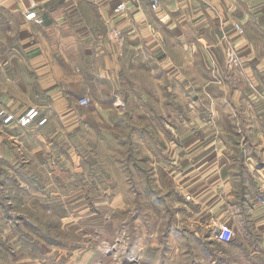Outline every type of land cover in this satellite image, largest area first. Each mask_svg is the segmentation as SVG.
I'll return each instance as SVG.
<instances>
[{
    "label": "crops",
    "instance_id": "1",
    "mask_svg": "<svg viewBox=\"0 0 264 264\" xmlns=\"http://www.w3.org/2000/svg\"><path fill=\"white\" fill-rule=\"evenodd\" d=\"M122 2L125 10L116 11ZM114 32L121 35L122 47ZM223 34L235 45L245 74L251 66L264 68V0H159L155 8L150 0H0V112L21 115L36 108L46 123L21 130H54L45 137L53 144L59 137L55 129L74 130L81 124L75 109L83 108L78 100L88 97L92 111H108L112 115L107 119L120 118L117 123L123 120L119 127L101 116L97 122L83 121L88 136L99 135L93 128L107 124L127 143L147 145L144 160L151 184L176 197L163 201L172 211L164 231H142L138 223V231L115 237L121 258L116 263L107 253L86 247L73 252L67 264H221V253L214 249L219 244L213 237L216 224L227 223L235 232L240 221L263 224L264 236V206L251 188L264 175L256 168L258 177L251 179L245 169L234 168L237 158L231 151L241 135L258 144L264 160V104L250 101L249 93V104H240L245 88L208 86L214 73H230L233 84L239 82L237 71L224 70ZM196 96L186 110L182 101ZM2 117L0 189L14 185L32 191L37 177L48 179L58 169L44 167L39 147L35 158L28 159L23 152L32 141L9 135L12 128L3 126ZM14 150L21 156L17 165ZM15 218L29 221L23 215ZM3 229L4 241L22 238L10 227ZM29 235L42 239L39 231ZM36 247L43 253L48 248ZM37 254L0 249L10 264H43ZM27 255L33 259L21 260Z\"/></svg>",
    "mask_w": 264,
    "mask_h": 264
},
{
    "label": "rangeland",
    "instance_id": "2",
    "mask_svg": "<svg viewBox=\"0 0 264 264\" xmlns=\"http://www.w3.org/2000/svg\"><path fill=\"white\" fill-rule=\"evenodd\" d=\"M240 62L244 71V62L242 59ZM224 70L227 72V69ZM257 72H264V68L251 66L248 75L238 77L237 85L233 84L236 83L234 78H227L230 73L221 77L214 73L217 79H213L214 83L210 80L208 86L228 85L238 89L245 88L242 89L240 104L248 105L247 97L250 101L252 97L255 102L262 101L264 104L259 95L255 96V91L264 96V75ZM195 86L201 87V84L195 83ZM245 93L251 96L248 94L246 97ZM196 98L197 96L182 101L186 103V110L188 105L197 102ZM111 115L108 111L94 112L88 106L76 108L75 118L80 120L81 124L74 130L62 126L55 129L59 137L53 144L46 143L45 137L51 136L54 130H34L29 133L17 128L10 129L9 135L27 137L32 141L27 144L28 151L23 152L27 153L28 159L35 158V149L39 147V157L44 159V167L49 168L50 164L58 169V173L48 179L46 176L37 177V180L32 182V191L19 190L14 185L9 191L3 189L0 205L5 204V207H2L4 216L0 213V231H3L5 226L10 227L17 238L20 235L22 238L11 242L0 239V249L6 246L15 248V251L23 249L27 254L38 252V258L43 257V264H67L73 252L78 253L83 248L94 247L102 253H107L112 263H116L117 259H121L117 254L116 236L130 235L138 231V223L142 231L154 227L164 231L163 227L169 222L166 217L172 211L164 206L163 201L176 197L169 190H158L151 184L152 178L147 173L148 164L144 160L147 145L127 143L128 138L123 135L115 136L116 128L107 127V124L103 129H100L99 125L93 128L99 135L94 134L92 138L88 136L83 121L97 122L101 116L105 122L111 121L115 125L120 118L113 116L107 119ZM120 123H117L116 127L121 126ZM242 134L244 135L243 132ZM36 136L44 139L42 143H35ZM231 151L232 156L237 158L234 168L238 165L245 169L251 179L258 177L255 176L256 168H261L264 175V160L259 156L261 152L258 144L246 142L240 135L232 144ZM19 153L14 150L16 165L21 157ZM253 155L256 159L247 160V157ZM137 157L140 162H135ZM251 163L253 164L250 168ZM32 170L35 172V167ZM11 171L14 172V169ZM256 181L257 188L251 187L253 195H264V178L262 181ZM227 210L226 208L224 211ZM5 215L11 220L8 221ZM19 215L29 221L20 222L15 218ZM262 225L256 226L249 221L236 223L237 238L231 245H225L215 239L219 244L214 243V249L221 253V264H264V236L260 231ZM35 231L42 233V239L30 237L29 232ZM40 244L48 247L45 253L37 250L36 245ZM60 253L63 256L59 257ZM69 254L71 256H68ZM29 258L33 259L31 255H27L21 260L28 261L26 259ZM9 259V255L0 256V263L10 264ZM12 263L15 264L14 261Z\"/></svg>",
    "mask_w": 264,
    "mask_h": 264
},
{
    "label": "built area",
    "instance_id": "3",
    "mask_svg": "<svg viewBox=\"0 0 264 264\" xmlns=\"http://www.w3.org/2000/svg\"><path fill=\"white\" fill-rule=\"evenodd\" d=\"M151 1V7L155 8L159 5V0H150ZM125 10V3L122 2L117 5L116 11H124ZM235 30L238 34L243 33V29L240 25L235 24ZM112 37L117 42V45L119 47L123 46L122 37L118 32H114ZM222 40L225 44V57H224V67L227 69V72H233L237 71V75L240 78H243L246 76V74L243 71L240 59L238 57V53L236 51L235 45L231 40H228V37L223 34ZM215 80L217 79V76L214 75ZM219 82H220V77ZM229 78V76L227 77ZM259 95L261 99L264 101V96L262 93L255 91V96ZM90 104V99L88 97H82L78 100V105L87 107ZM0 114H3L2 117V124L4 127L7 128H17V129H26L32 125L34 127H40L43 126L47 118H41L40 113L36 108H28L26 111H24L21 115H15L13 113H4L0 112ZM2 190L0 189V196L2 195ZM187 199H189V196H186ZM257 201L260 203V205L264 206V195H257ZM215 229H218L217 232L214 231L213 237L217 241L221 243H229L232 241V239L235 238L236 232L235 230L228 225L227 223H220L216 224Z\"/></svg>",
    "mask_w": 264,
    "mask_h": 264
},
{
    "label": "water",
    "instance_id": "4",
    "mask_svg": "<svg viewBox=\"0 0 264 264\" xmlns=\"http://www.w3.org/2000/svg\"><path fill=\"white\" fill-rule=\"evenodd\" d=\"M217 231H218V229L215 230V232H217Z\"/></svg>",
    "mask_w": 264,
    "mask_h": 264
}]
</instances>
